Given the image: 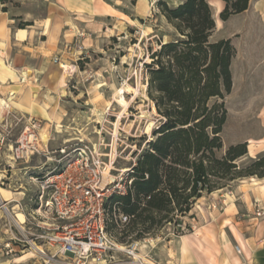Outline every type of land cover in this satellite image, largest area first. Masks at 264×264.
Returning a JSON list of instances; mask_svg holds the SVG:
<instances>
[{
  "label": "rangeland",
  "instance_id": "1",
  "mask_svg": "<svg viewBox=\"0 0 264 264\" xmlns=\"http://www.w3.org/2000/svg\"><path fill=\"white\" fill-rule=\"evenodd\" d=\"M7 1L6 26L12 32L18 28L28 30L35 39L28 48L13 56L8 53L7 58L0 44V59L16 70L11 76L8 68L1 66L0 97L6 98L1 93L3 86L21 83L19 93L9 102L10 108L0 110V131L6 137L0 145V261L15 264L14 259L27 256L21 264H45V258L35 252L31 244L33 236L40 233L37 224L43 222V212L37 205L39 186L35 179L53 169L51 160L59 148L75 145L78 140L96 144L101 130V133L117 135L116 148L122 153L116 168H127L130 150L134 145L144 149L146 143L142 144V138L149 141L158 125L154 102L147 95L146 66L151 64V57L161 44L178 36L175 37L177 33L161 13V2L152 0H64L67 7L75 11L76 19L71 12L56 5L62 0ZM183 1L166 0L164 3L168 8H176ZM221 2L223 7L218 11V0H208L212 14L217 13L209 41L229 39L235 55L231 62L232 89L223 99L227 115L220 134L222 149L217 156L222 157L232 145L247 143V155L236 162L246 168L254 159L264 156V0H249L246 11L230 16L225 22L219 17L225 6ZM2 10L0 7V12ZM94 14L108 18L94 20ZM59 49H63V53H58ZM10 57L13 58L10 60ZM60 65L67 66L68 73ZM23 67L33 71L31 80L21 82L18 70ZM61 76H64V87L59 85ZM31 84L39 91L33 98ZM120 89L127 103L125 108L113 102ZM29 118L39 120L40 130L49 124L47 154L34 155L27 162L14 161L11 146L14 147ZM115 120L113 127L109 123ZM219 190L221 195L203 194L188 213L168 214L169 222L162 221L153 227L149 224L116 225L121 211L111 209L109 228L113 227L111 233L117 237L124 233L123 239L128 240L149 227L141 234L148 237L146 242L140 241L137 254L154 264H166L167 249L180 237H188L182 249L188 244L198 252L192 234L198 233L204 224L214 222L217 226L220 224V228L235 225L224 213L232 202L242 205V195L250 213L245 207L239 208V214H244L241 219L256 218L253 225L264 220V213L261 217L254 214L255 200L264 210V180L244 178L227 183ZM252 195L256 198L254 202ZM202 233V242L214 248V235ZM35 247L49 254L41 241L35 242ZM7 250L13 253L6 255ZM120 259L132 261L124 256Z\"/></svg>",
  "mask_w": 264,
  "mask_h": 264
},
{
  "label": "trees",
  "instance_id": "2",
  "mask_svg": "<svg viewBox=\"0 0 264 264\" xmlns=\"http://www.w3.org/2000/svg\"><path fill=\"white\" fill-rule=\"evenodd\" d=\"M221 1L223 22L249 5V0ZM158 3L178 39L161 44L146 66L147 95L154 102L158 125L149 141L142 138L146 145L129 167L131 185L126 193L113 194L105 205L106 232L120 245L146 239L141 234L149 227L128 240L123 239L124 233L117 237L109 228L111 209L121 211L116 225L158 226L169 222L168 214L188 213L203 194L244 178L264 177V156L246 168L237 165L247 155V143L232 145L222 157L217 156L222 149L220 134L227 115L223 99L232 89L235 50L229 39L209 41L215 20L207 0H184L176 8ZM120 215L127 222L121 223Z\"/></svg>",
  "mask_w": 264,
  "mask_h": 264
},
{
  "label": "built area",
  "instance_id": "3",
  "mask_svg": "<svg viewBox=\"0 0 264 264\" xmlns=\"http://www.w3.org/2000/svg\"><path fill=\"white\" fill-rule=\"evenodd\" d=\"M159 1L166 0H152L153 3ZM109 124L114 127L116 120ZM39 129V120H27L14 147L11 146L14 161L27 162L34 155L47 154V146L40 148L38 144ZM101 131L96 144H85L78 140L75 145L59 148L51 160L53 169L44 177L35 179L39 186L37 205L39 211L43 212V222L37 224L40 233L33 236L31 244L35 247V242H42L49 252L46 254L40 250L45 264H140L134 258L141 246L140 241L119 247L120 244L106 232L105 205L113 194L126 193L131 185L127 177L129 167L135 163L143 146L134 145L129 153L130 165L125 169H117L116 164L122 153L116 148L117 135ZM5 140L6 137L0 131V145ZM254 203V214L261 217L264 210L258 201ZM119 220L125 223L128 218L120 215ZM236 249L239 252L237 246ZM12 253L13 250L5 251L6 255ZM123 256L132 261L121 260Z\"/></svg>",
  "mask_w": 264,
  "mask_h": 264
},
{
  "label": "crops",
  "instance_id": "4",
  "mask_svg": "<svg viewBox=\"0 0 264 264\" xmlns=\"http://www.w3.org/2000/svg\"><path fill=\"white\" fill-rule=\"evenodd\" d=\"M7 4V0H0V7L3 9L0 12V44L2 43L5 49L4 54L6 58L8 56V53L13 56V54H16L19 50L28 48V45L31 43V41L35 39V36L33 34H30L31 32L28 30L18 28L13 32L10 31V29L6 26L5 18V16H8V11L4 10V8L7 7ZM60 4L57 3L56 5L59 8L61 7L60 9H62L63 7L67 12H71L70 15L73 17V19H76L75 11L71 7H67L64 0H62V3ZM222 7V2L218 0L219 10ZM93 16L94 20L100 17H105L106 19L108 18L107 16H99L97 14H94ZM176 36H178V34L175 35V37ZM58 53H63V49H59ZM11 58L13 57H10V60ZM1 66H4L5 68H12V66H7L6 63L0 59V70L2 69ZM248 180L250 181V179ZM263 180L264 177L261 179L257 178V181ZM220 193L222 192L218 190L211 193V195H219ZM252 198L254 202L256 198L253 195ZM5 199L8 200V198ZM241 201L242 205H239L236 202H232L227 206L225 210L224 214L226 215V217L233 219V222L235 224H229L231 225V228L226 226L228 224H226L225 227L220 228V224L217 226L214 222H209L204 224L198 231V233H195L201 241V236L203 234L202 231L209 233L212 237L214 235L216 243L212 244V246L217 250L212 247L209 248L205 242L199 243L194 237L193 238L197 242V248L199 249V251L196 252V250L191 248L188 244H186L182 249V243L184 244L185 242H187L188 238L187 236H185L186 239L184 240V236H182L177 241H175V243H173V247H171V249H167V257H165L166 264H264V220L260 224L258 223L257 225H253V221L257 220L256 218L247 220L241 219L244 214H239V208L245 207L246 211L250 213L243 195ZM209 226L211 229L209 228ZM237 227L240 232L236 229ZM232 229L237 232L240 240L244 245L245 252L243 251V249H241V246ZM236 246L239 247V249L241 250L240 252H237ZM206 250L209 251V254L206 253ZM0 264L6 263H4V261H0Z\"/></svg>",
  "mask_w": 264,
  "mask_h": 264
},
{
  "label": "bare ground",
  "instance_id": "5",
  "mask_svg": "<svg viewBox=\"0 0 264 264\" xmlns=\"http://www.w3.org/2000/svg\"><path fill=\"white\" fill-rule=\"evenodd\" d=\"M217 10H218V7H217ZM216 24V23H215ZM60 67L65 70V73H68V67L65 66V65H60ZM70 67V66H69ZM8 69V75H11V76H14L13 73L16 71L15 69H11V67H7ZM19 72V76L21 78V82H25V81H28V80H31V76L33 74V71L28 68V67H23V68H20L18 70ZM70 72V71H69ZM14 81H16V78H14ZM59 85L61 86H66L65 85V81H64V76H61L60 79H59ZM20 88H21V83L19 82H15L13 83L12 85H9V86H3L2 87V90H1V93L2 95L6 96V98H2L0 97V110H3L4 108L8 109L10 108V104L9 102L12 101V98L15 97L19 91H20ZM39 91H38V88L33 86L31 84V87H30V94L33 97H35L36 95H38ZM123 94V90L120 89V90H117V92L115 93L114 97H113V102L116 103L117 105H119L121 108H125L127 106V103L125 101V99L123 98L122 96ZM34 100V99H33ZM111 103L109 102L108 106L110 107ZM49 124H45V126L42 128V130L39 129V132H38V144H39V147L40 148H44L45 146H47L48 144V141H49ZM115 136V135H114ZM249 144L252 145L251 142H249ZM253 179V178H252ZM6 192V191H4ZM2 193V190L0 189V194ZM16 217H19V215H17ZM20 220V219H19ZM235 237L237 238L240 246H241V249H243V251L245 252V248H244V245L242 243V241L240 240L237 232L232 229ZM192 236L200 243H202V241L199 239V237L197 236V234L193 233ZM183 239L185 240L186 237L184 236ZM239 248V247H237ZM33 250L37 253H41V249L39 247H33ZM237 250V249H236ZM241 250L239 249V252ZM238 252V251H237ZM27 258V256H23V257H20V258H16L14 259L13 263L15 264H21L25 259ZM134 258L136 261H138L140 264H154L153 262H151L150 260L146 259L145 257H142L138 254H135L134 255Z\"/></svg>",
  "mask_w": 264,
  "mask_h": 264
},
{
  "label": "water",
  "instance_id": "6",
  "mask_svg": "<svg viewBox=\"0 0 264 264\" xmlns=\"http://www.w3.org/2000/svg\"><path fill=\"white\" fill-rule=\"evenodd\" d=\"M207 3H208V0H207ZM208 4H209V3H208ZM209 6H210V4H209ZM210 7H211V6H210ZM216 16H217V13L214 11V13H213V18H214V20H215Z\"/></svg>",
  "mask_w": 264,
  "mask_h": 264
}]
</instances>
